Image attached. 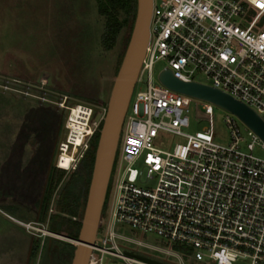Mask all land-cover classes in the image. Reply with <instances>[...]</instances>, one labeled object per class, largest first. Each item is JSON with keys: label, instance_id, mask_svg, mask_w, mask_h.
<instances>
[{"label": "built area", "instance_id": "2783aa9c", "mask_svg": "<svg viewBox=\"0 0 264 264\" xmlns=\"http://www.w3.org/2000/svg\"><path fill=\"white\" fill-rule=\"evenodd\" d=\"M263 14L264 0H153L149 42L121 130L110 225L105 234L98 233L88 264H186L170 249L158 248L162 256L141 250L139 245L157 247L119 233L120 223L182 244L197 261L238 264L239 258H249V264H264V157L253 153L256 144L264 148V141L226 109L229 139L218 141L212 115L213 105H219L200 98L208 123L186 131L190 121L184 96L191 95L159 78L169 68L183 81L230 94L264 120ZM159 62L160 85H155L152 71ZM144 72L147 87L135 89ZM196 72L202 79L194 78ZM76 103L61 102L66 118L56 168L69 170L85 154L106 113L107 106L98 119L92 118L94 105L81 102L87 119L77 145L70 126ZM237 120L252 137L246 149ZM160 130L184 142L156 147L153 140ZM63 152H73L68 168L59 164Z\"/></svg>", "mask_w": 264, "mask_h": 264}, {"label": "rangeland", "instance_id": "374dc122", "mask_svg": "<svg viewBox=\"0 0 264 264\" xmlns=\"http://www.w3.org/2000/svg\"><path fill=\"white\" fill-rule=\"evenodd\" d=\"M260 22L264 25V17ZM103 32L104 20L96 0H0V233H6V239L0 241V264H24V251L27 248L24 233L27 225L21 229L20 225L9 221L2 213L27 219L28 213L21 202L31 199L43 180V170L46 169L57 135L61 132L60 124L66 115L61 102L66 99L67 105L72 102L93 104L95 110L92 118L95 119L102 115V109L107 106L125 51V28L118 32L109 47L103 44ZM161 65L159 62L153 67L152 82L155 85H160L157 70ZM142 78L144 80L138 82L135 89L147 87V72L143 73ZM194 78L202 79L197 72ZM184 103L190 121L186 131L194 132L208 123V119L202 116V100L184 96ZM226 114L225 109L213 105L214 133L221 142L229 139V129L224 121ZM237 121L245 137L241 147L246 149L252 137L246 125ZM101 126L102 123L98 132ZM123 135L122 132L109 183L107 207L100 221L98 233L102 235L110 225V211L115 197L112 186ZM97 142V138L92 139L96 146ZM176 142L184 140L160 130L153 145L167 149ZM7 148L12 153L9 161L5 158ZM67 153L72 157V153ZM253 153L264 157V148L256 144ZM65 160L69 161L70 158L66 157ZM83 162L80 166L89 168L88 162ZM71 167L62 173L59 190L70 178L77 191L80 183L83 184L77 176H73ZM3 186L5 189H2ZM20 230L23 235L19 236ZM116 230L134 240L157 247L139 245L143 251L162 256L158 248H166L177 252L186 264H217L197 261L184 245L171 243L155 233H143L122 223L117 225ZM70 241L46 239V250H56L62 245L61 242L70 244ZM15 243L17 248H14ZM75 246L76 242L71 246L62 245L63 258L58 257L53 263L70 264ZM1 248L5 249L2 251ZM38 260L39 255L34 264H38ZM249 262V258L237 260L238 264Z\"/></svg>", "mask_w": 264, "mask_h": 264}, {"label": "water", "instance_id": "95a60500", "mask_svg": "<svg viewBox=\"0 0 264 264\" xmlns=\"http://www.w3.org/2000/svg\"><path fill=\"white\" fill-rule=\"evenodd\" d=\"M152 6L153 0H137V10L132 31L112 85L106 113L99 132L79 234L76 239L62 235L65 238L78 241L70 264H88L92 245L96 239H99V225L125 113L149 42ZM159 78L165 85L174 90L211 101L232 112L264 141L263 118L244 102L216 87L196 81H183L174 76L169 68L162 70ZM55 149L56 142L52 152L53 156ZM51 166L52 162L50 163Z\"/></svg>", "mask_w": 264, "mask_h": 264}, {"label": "trees", "instance_id": "16d2710c", "mask_svg": "<svg viewBox=\"0 0 264 264\" xmlns=\"http://www.w3.org/2000/svg\"><path fill=\"white\" fill-rule=\"evenodd\" d=\"M98 5V10L104 20V32H103V44L107 47L111 46L116 38L118 32L124 27L125 28V48L128 43L132 27L134 24L136 10H137V0H96ZM264 17V14L263 16ZM101 125V124H100ZM99 137L98 130L94 132L90 140V146L85 153L81 163L86 160L88 162L89 168H83L80 166L76 171V176L82 182L80 183L79 190L74 188L71 181H69L62 191V195L57 202V207L62 214L52 215L50 220V226L52 229L57 231H62L71 238H77L81 226V219L83 215V210L86 202L89 182L92 174L96 144L92 143L93 138ZM98 143V142H97ZM84 163V162H83ZM82 167V168H81ZM55 171L51 172L50 185L51 191L46 202V208L42 220L45 221L48 215V208L50 205V200L54 190L57 188L58 183L62 178V173L65 169L54 167ZM88 175L85 176V174ZM78 187V185H76ZM109 191V188H108ZM108 194V192H107ZM107 200V196H106ZM106 207V201L103 211ZM75 217V218H74Z\"/></svg>", "mask_w": 264, "mask_h": 264}, {"label": "flooded vegetation", "instance_id": "af4514ba", "mask_svg": "<svg viewBox=\"0 0 264 264\" xmlns=\"http://www.w3.org/2000/svg\"><path fill=\"white\" fill-rule=\"evenodd\" d=\"M65 118H66V115L64 117V120L60 124L61 132H60V134L58 133L59 135H57L56 149H55L54 156L52 155V152H53V149H52V152L49 155V161L46 165V169L43 170L44 171L43 180L39 186V189L37 190V192H35L34 194L31 195V199H28L27 201L23 200L22 202H21V200H18L21 202L22 206L24 207V209L28 213V217H27L28 225H27V228L25 229V233H24V235L26 237L25 242H26V246H27L26 251H24V262H23L24 264H34L36 261V257L38 255L40 256V260H38L39 261L38 264H54L53 263L54 260L57 261L58 257H60L61 259L63 258L62 253H63L64 248L62 247V245L63 246H71L73 243V241L71 239L63 237V236L69 237V236H67L66 233L52 229L50 226V220H49L52 215L62 214L61 211L57 207V202L62 195V191H63L64 187L59 190L60 186H57V188L54 190L52 197H51V200H50V205H52V206L49 205L47 219L45 221L42 220V218H43L42 216L44 215L45 208H46V202H47L48 196H49L50 191H51V185H50L49 180L51 177V172L55 171V169H54L55 165L53 164V162H55L54 160H55L56 154H57L58 141H59V139L62 136L63 131H64ZM84 155L81 158L77 159L76 162L72 165L71 169H73L72 170L73 176H76L75 173H76L77 169L80 167V163H81ZM11 157H12V153H10L8 148H7L5 158L7 161H9L11 159ZM51 162H52V166L50 167ZM70 179L66 182V184L70 181ZM82 182H85V179H83ZM2 189H5L4 186L2 187ZM54 195L56 197H54ZM106 207H105V209H106ZM99 228H100V225H99ZM42 235H44V238H42V240H41ZM59 238L65 239L68 241L71 240L70 242H72V243L69 244V242H61L62 245L58 246V248L56 250L51 251V249H52L51 248V249H49V251H47L46 250V243H45L46 239H53L54 241H59Z\"/></svg>", "mask_w": 264, "mask_h": 264}, {"label": "bare ground", "instance_id": "6f19581e", "mask_svg": "<svg viewBox=\"0 0 264 264\" xmlns=\"http://www.w3.org/2000/svg\"><path fill=\"white\" fill-rule=\"evenodd\" d=\"M86 119H87V112H84V108L82 107L81 102H77L76 105L73 106L71 118H70V126L72 127L73 140L75 141V143L77 145L82 142V139H83V132L82 131H84ZM72 150H73V152H75L76 146L73 147ZM73 152H70V153H72V157L67 152H63L61 154V158L59 161L60 162L59 164L61 167H63V168L70 167L71 162L73 160ZM66 157L70 158V160L66 161L65 160ZM73 242H76V244L78 243L77 240H73Z\"/></svg>", "mask_w": 264, "mask_h": 264}, {"label": "crops", "instance_id": "0c3cea01", "mask_svg": "<svg viewBox=\"0 0 264 264\" xmlns=\"http://www.w3.org/2000/svg\"><path fill=\"white\" fill-rule=\"evenodd\" d=\"M61 165H62V164H61ZM63 166H64V165H63ZM4 173L7 174L6 171H4ZM2 214H3V216H4L5 218H7L9 221H12V222L17 223L18 225H20L19 227H20L21 229H22V226H24L25 223L28 221V219H26V220H24V219H20V218H17V217H15V216L9 214V213H6V212H3ZM18 235H19V236H20V235H23L22 230L19 231ZM21 238H22V236H21ZM1 239H3V241L6 239V233H5V232L0 233V241H1ZM3 241H2V242H3ZM16 246H18L17 243H15L14 248H17ZM1 249H2V251H3L5 248H1Z\"/></svg>", "mask_w": 264, "mask_h": 264}]
</instances>
